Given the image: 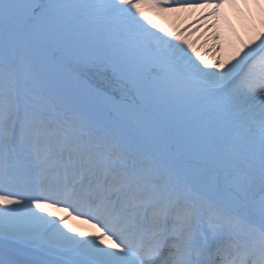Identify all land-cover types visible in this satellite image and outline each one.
<instances>
[{
  "label": "snow or ice",
  "instance_id": "obj_1",
  "mask_svg": "<svg viewBox=\"0 0 264 264\" xmlns=\"http://www.w3.org/2000/svg\"><path fill=\"white\" fill-rule=\"evenodd\" d=\"M223 4L0 0V264H264V21L161 23Z\"/></svg>",
  "mask_w": 264,
  "mask_h": 264
},
{
  "label": "bare ground",
  "instance_id": "obj_2",
  "mask_svg": "<svg viewBox=\"0 0 264 264\" xmlns=\"http://www.w3.org/2000/svg\"><path fill=\"white\" fill-rule=\"evenodd\" d=\"M211 11L210 8L187 9L181 12L168 13L161 23L164 26H176L183 29L191 25L187 38L194 43V46L206 58L214 59V54L209 52V47L213 44L210 36L213 32L219 34L225 50L229 45H237L239 40L247 42L254 32L261 30V21H264V0H224V4L217 10L215 17H208L207 23H212L211 28L199 27L195 21L204 13ZM200 25H205V20H200ZM198 31L194 29L198 28ZM207 41V43H205ZM55 214L59 210L52 209ZM69 226L75 232L90 233L94 230L89 224L81 221L71 220Z\"/></svg>",
  "mask_w": 264,
  "mask_h": 264
},
{
  "label": "rangeland",
  "instance_id": "obj_3",
  "mask_svg": "<svg viewBox=\"0 0 264 264\" xmlns=\"http://www.w3.org/2000/svg\"><path fill=\"white\" fill-rule=\"evenodd\" d=\"M165 27H167V28H169L170 30H178L177 28H176V26H165ZM63 212L62 211H59V212H57L56 213V216L58 217L60 214H62ZM69 222L70 221H68V224H69Z\"/></svg>",
  "mask_w": 264,
  "mask_h": 264
}]
</instances>
